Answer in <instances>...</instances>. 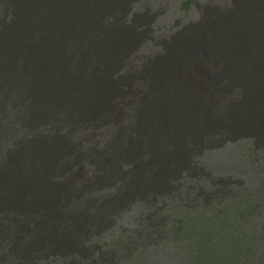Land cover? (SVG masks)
<instances>
[{
  "label": "rangeland",
  "instance_id": "obj_1",
  "mask_svg": "<svg viewBox=\"0 0 264 264\" xmlns=\"http://www.w3.org/2000/svg\"><path fill=\"white\" fill-rule=\"evenodd\" d=\"M58 5L0 0V264H264V0H114L74 72Z\"/></svg>",
  "mask_w": 264,
  "mask_h": 264
},
{
  "label": "trees",
  "instance_id": "obj_2",
  "mask_svg": "<svg viewBox=\"0 0 264 264\" xmlns=\"http://www.w3.org/2000/svg\"><path fill=\"white\" fill-rule=\"evenodd\" d=\"M114 0H59V5L56 10L48 8L45 14V19L42 24V36L48 42H56V47H51L49 52L56 51L59 55L69 53L72 57L66 65L60 60L54 61L53 66H62L66 69H72L73 72L77 68L83 57L92 54V50L101 48L102 46L96 43L101 41L94 31L96 25V16L98 13L109 9ZM131 6L124 10L125 21L130 22L129 14L132 12ZM54 20L56 23H54ZM152 24V23H151ZM158 33V32H157ZM238 28L233 29L232 36L239 35ZM251 34V33H250ZM105 40V38H104ZM49 48V46L47 47ZM51 65V61L44 63ZM183 69L186 67L182 66ZM205 67H198L197 72H202ZM63 70H60L62 73ZM65 72V71H64ZM68 72V71H67ZM190 81L191 78L188 77ZM134 206H130L123 211V215L131 214ZM259 242V241H255Z\"/></svg>",
  "mask_w": 264,
  "mask_h": 264
}]
</instances>
